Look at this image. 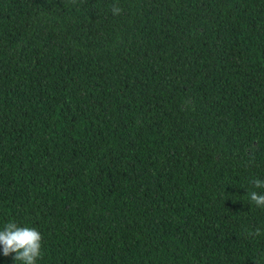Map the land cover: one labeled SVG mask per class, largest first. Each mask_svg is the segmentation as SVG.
Instances as JSON below:
<instances>
[{
    "label": "trees",
    "instance_id": "16d2710c",
    "mask_svg": "<svg viewBox=\"0 0 264 264\" xmlns=\"http://www.w3.org/2000/svg\"><path fill=\"white\" fill-rule=\"evenodd\" d=\"M254 179L264 0H0V230L37 264H264Z\"/></svg>",
    "mask_w": 264,
    "mask_h": 264
},
{
    "label": "clouds",
    "instance_id": "9594fccd",
    "mask_svg": "<svg viewBox=\"0 0 264 264\" xmlns=\"http://www.w3.org/2000/svg\"><path fill=\"white\" fill-rule=\"evenodd\" d=\"M110 11L113 16H120L123 10L118 4H114ZM251 183L256 189H264V181L260 179H254ZM247 196L250 204L264 209V194L250 191ZM259 235L260 229L252 233L253 237ZM0 248L5 257L13 256L14 261L19 264H37V260L42 257V236L35 228L18 226L17 223L10 221L4 225L3 230H0Z\"/></svg>",
    "mask_w": 264,
    "mask_h": 264
}]
</instances>
